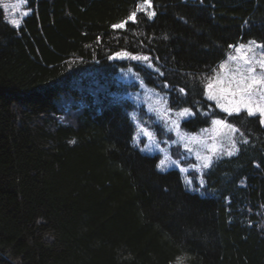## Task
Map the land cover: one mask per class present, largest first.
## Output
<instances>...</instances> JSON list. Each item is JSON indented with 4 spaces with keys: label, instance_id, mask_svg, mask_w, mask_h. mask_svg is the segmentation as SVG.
Here are the masks:
<instances>
[{
    "label": "trees",
    "instance_id": "obj_1",
    "mask_svg": "<svg viewBox=\"0 0 264 264\" xmlns=\"http://www.w3.org/2000/svg\"><path fill=\"white\" fill-rule=\"evenodd\" d=\"M142 1L26 0L19 27L0 6V264H264V124L206 97L229 45L264 44V0ZM121 52L186 131L238 129L198 191L134 145Z\"/></svg>",
    "mask_w": 264,
    "mask_h": 264
},
{
    "label": "rangeland",
    "instance_id": "obj_2",
    "mask_svg": "<svg viewBox=\"0 0 264 264\" xmlns=\"http://www.w3.org/2000/svg\"><path fill=\"white\" fill-rule=\"evenodd\" d=\"M25 4L26 0H0V6L4 12L5 19L9 23L13 19L22 20L25 16L24 13L27 12ZM256 43L260 44L258 42ZM260 51L261 49H255L257 55H259ZM229 54H234V51L232 50ZM132 56L135 55L119 57L116 54L112 58L127 60V64L118 71V79L122 84L127 85L126 94L134 105V108L130 111V118L134 126L133 143L141 152L149 155H157V165L161 159L167 157V166L163 172L170 169H177L183 177L187 190L198 191L199 187L197 184L199 185L202 182L200 176L206 168L203 166L202 158L204 156H210L212 162L219 156L229 155V152L234 154L237 150L238 131L229 133L227 128L213 124V120H217L218 118H213L209 126L198 129L195 132L186 131L182 127L181 122L192 115V111L188 108L171 107L169 104V96L166 92H161L158 89L148 86L130 64V61H138L146 66L145 62L142 60H133L131 59ZM137 57H143V55ZM226 61L227 57L223 62ZM150 69H154V66ZM217 72H220L219 67L209 76L208 82L210 78L216 76ZM221 75L226 76L227 71L222 72ZM206 97L208 99L207 89ZM210 101L216 105L214 100ZM221 102L224 103L225 101ZM217 108L221 110L219 107ZM184 109H188L191 114L183 117L178 116V113ZM242 110L246 111L244 107H241L240 111ZM173 122L179 125L178 129ZM138 126L152 132L154 139L149 140L143 134H140L138 139H134L139 131ZM233 141L235 143L234 149L232 148ZM173 161L176 163H172ZM157 168L162 171L159 167Z\"/></svg>",
    "mask_w": 264,
    "mask_h": 264
},
{
    "label": "snow or ice",
    "instance_id": "obj_3",
    "mask_svg": "<svg viewBox=\"0 0 264 264\" xmlns=\"http://www.w3.org/2000/svg\"><path fill=\"white\" fill-rule=\"evenodd\" d=\"M145 5H147V7H145ZM151 7V0H144L138 10L144 11L149 18H151L155 15V12L150 11ZM24 14L27 15V12ZM136 17L137 10H134L127 20L113 27L122 29L125 27L128 20L135 23ZM10 23L15 27L20 26V20L17 19L11 20ZM229 47L233 49L234 54H229L227 56V61L222 62L218 66L220 72H217L215 77L209 79L206 86L208 99L214 100L216 102V107H219L223 112L229 115L233 112L238 114L241 107H244L249 116L258 115L261 118L260 123L264 124V44H257L256 41H249L246 44L229 45ZM255 49H261L259 55L256 54ZM117 55L119 57H126L129 54L127 52H121ZM131 59L142 60L148 68L153 67L150 58L147 56H132ZM224 71H227L226 76L221 75ZM180 91L183 92L184 90L181 88ZM221 101L225 102L222 103ZM190 114L188 109H184L178 113V116L183 117ZM173 123L178 129L179 125L175 122ZM213 124L222 128H227L229 133L238 131V129L224 120H213ZM140 134H143L149 140L154 139V134L143 127H139L138 134L134 139H138ZM181 138L183 139V137ZM232 148H235L234 141L232 142ZM189 151H191V149H189ZM231 154L232 152H229V155ZM167 159V157L161 159L157 165L162 171L165 170L167 166ZM202 159L203 166L209 167L211 164V157L204 156ZM172 163L176 162L173 161Z\"/></svg>",
    "mask_w": 264,
    "mask_h": 264
}]
</instances>
